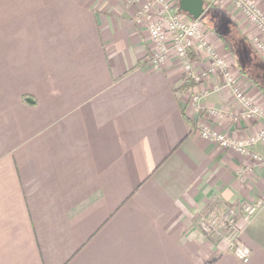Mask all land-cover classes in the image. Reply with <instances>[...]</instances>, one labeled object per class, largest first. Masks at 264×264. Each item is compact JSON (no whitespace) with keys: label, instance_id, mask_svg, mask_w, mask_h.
<instances>
[{"label":"crops","instance_id":"1","mask_svg":"<svg viewBox=\"0 0 264 264\" xmlns=\"http://www.w3.org/2000/svg\"><path fill=\"white\" fill-rule=\"evenodd\" d=\"M207 1L249 42L262 37L228 0ZM134 2L0 0V264H264V207L238 212L248 262L208 214L264 195V140L242 154L200 134L264 129L261 83L213 31L261 117L217 74L183 88L175 53L146 66ZM191 58L212 62L201 47Z\"/></svg>","mask_w":264,"mask_h":264},{"label":"built area","instance_id":"2","mask_svg":"<svg viewBox=\"0 0 264 264\" xmlns=\"http://www.w3.org/2000/svg\"><path fill=\"white\" fill-rule=\"evenodd\" d=\"M228 1L259 30L262 37H258L255 40V44L260 52L264 53V11L257 0ZM151 7L155 8L156 12H153L154 16L150 19V24L147 26L150 37L155 43V49L151 51L150 56L146 60V66L158 68L171 53H175L182 62L186 77L201 81L212 74L219 75L222 84L234 90L236 96L246 105L244 115L251 117L262 116V110L257 105L251 104L241 87L237 84V80L230 71L225 57L209 41L207 34L202 28L200 18L195 19L181 12L179 7L173 5L169 0H148L145 4L148 17H152ZM143 13L144 11H140V14ZM197 47L204 48L212 59L211 64L207 68L197 69L195 67L191 54ZM200 134L202 137L212 140L224 148L234 149L242 154L248 153L251 146L258 141L264 140V129L246 138L237 139L205 125L200 128ZM256 157L262 159L258 155ZM242 207L248 211L247 217H250L255 211L264 207V195L258 197L250 204H244ZM229 217H232V214H229ZM229 217L226 215L219 222L214 218L211 225L215 228V225H218L221 229L227 227L226 238L230 250L242 262H248L252 254L251 248L243 242L240 231H238L240 229L232 223V218Z\"/></svg>","mask_w":264,"mask_h":264},{"label":"rangeland","instance_id":"3","mask_svg":"<svg viewBox=\"0 0 264 264\" xmlns=\"http://www.w3.org/2000/svg\"><path fill=\"white\" fill-rule=\"evenodd\" d=\"M169 1L172 2L173 5H177L178 6V0H169ZM147 2H148V0H145L144 2H137V0H136V2H134L136 4L135 22L138 25H142V26L145 25L146 26V29L148 28L147 25L150 24V19H152L153 16H154V13L153 12H156L155 8H152L151 7L150 11H151L152 17H148V14H146V10L147 9L145 8V4ZM211 10L204 17H202V18L200 17V22L202 24V28H203L204 32L206 34H209L210 31H212L210 29V26H213V23H216L217 26L220 27L221 32L223 34H225L226 36H228L229 38H231L232 41L234 42V46L236 47V57L239 59V61L241 62V64L244 66V68L249 72V74L252 75V77H254L255 79H257L259 81V83H261L264 86V59L259 54L261 52L258 49V47L256 46V44H255V40L258 37H256V36L252 37L253 38L251 40L252 42L251 41L249 42L246 38L242 37L235 30L234 24L229 20L228 17H226V16L220 17L219 16V18H218L217 16L212 15ZM140 11H144V13L143 14H140ZM241 16H243L244 19L247 20V18H246V16L244 14L241 15ZM215 18H216V21L214 22L213 20H215ZM236 18L238 19L239 17L236 16ZM239 21L241 23V20L240 19H239ZM148 34H149V28H148ZM259 36H262L260 32H259ZM149 37H150V34H149ZM150 40H151V43H152L151 44L152 47L149 50V56L151 54V51L153 49H155V43L152 41L151 37H150ZM229 56H232V55H229ZM224 210L227 211V208L224 209ZM240 211L242 212L243 217L245 219H249L252 215H254L257 212V211H255L250 217H247L248 216V211L244 207H240V208L230 207L228 209V211L225 212V211H222V209L220 208L219 205H215V206H213L210 209V211L208 212V214H210V216H212L213 218H215L218 222L219 221H222V219H223L224 216L227 215L229 217V214H232V217H229V218H232V223L235 224V226L240 229L238 231H240V235H241V228H240L239 224L237 223L238 212H240ZM215 226H216V228L213 227V226H211V223H210V229L211 230H214L215 231V230H217V228L218 229L221 228L218 225H215ZM226 232H228V228L227 227H224L223 233H225V235H224L225 238H226ZM241 238H242V235H241ZM226 240H227V238H226ZM243 242H244V240H243ZM229 250H230V248H229ZM232 254L234 255L233 252H232Z\"/></svg>","mask_w":264,"mask_h":264},{"label":"trees","instance_id":"4","mask_svg":"<svg viewBox=\"0 0 264 264\" xmlns=\"http://www.w3.org/2000/svg\"><path fill=\"white\" fill-rule=\"evenodd\" d=\"M206 1V10H205V12L203 13V15L201 16V18L202 17H204L208 12H209V9H210V3L207 1V0H205ZM187 14V13H186ZM188 15V14H187ZM188 16H190V15H188ZM191 17V16H190ZM217 18V17H216ZM216 18H215V20H213L214 22L216 21ZM210 29L213 31V32H215L221 39H222V41H223V43L225 44V46L228 48V50L233 54H235L236 53V47L234 46V42L232 41V39L231 38H229L228 36H226L225 34H223L220 30H219V28H218V26H217V24L216 23H213V26H210ZM195 83V80H193V79H191V78H189V77H186L185 78V80H184V82H183V84H182V86H183V88H186V87H189V86H191V85H193ZM259 86H261L262 87V89L264 90V86L262 85V84H259Z\"/></svg>","mask_w":264,"mask_h":264},{"label":"water","instance_id":"5","mask_svg":"<svg viewBox=\"0 0 264 264\" xmlns=\"http://www.w3.org/2000/svg\"><path fill=\"white\" fill-rule=\"evenodd\" d=\"M181 12L187 13L192 18H200L206 10L205 0H178Z\"/></svg>","mask_w":264,"mask_h":264}]
</instances>
